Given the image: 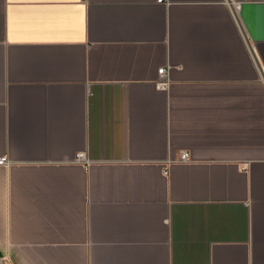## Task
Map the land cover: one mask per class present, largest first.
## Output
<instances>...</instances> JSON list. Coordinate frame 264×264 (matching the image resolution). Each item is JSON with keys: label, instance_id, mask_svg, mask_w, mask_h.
Returning a JSON list of instances; mask_svg holds the SVG:
<instances>
[{"label": "crops", "instance_id": "crops-1", "mask_svg": "<svg viewBox=\"0 0 264 264\" xmlns=\"http://www.w3.org/2000/svg\"><path fill=\"white\" fill-rule=\"evenodd\" d=\"M1 157L0 264H264V0H0Z\"/></svg>", "mask_w": 264, "mask_h": 264}, {"label": "built area", "instance_id": "built-area-1", "mask_svg": "<svg viewBox=\"0 0 264 264\" xmlns=\"http://www.w3.org/2000/svg\"><path fill=\"white\" fill-rule=\"evenodd\" d=\"M235 7H238V4H234ZM157 75H158V80H157V86L159 88H166L169 84V79H168V72L164 67L158 68L157 70ZM76 161L82 162V163H87V159L84 155V152H79L76 156ZM171 161V160H170ZM178 162H189L190 161V156L187 151H181L178 157ZM7 160L4 157L0 158V165H6Z\"/></svg>", "mask_w": 264, "mask_h": 264}]
</instances>
